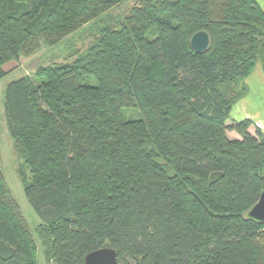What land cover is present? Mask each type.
Here are the masks:
<instances>
[{
	"label": "trees",
	"instance_id": "1",
	"mask_svg": "<svg viewBox=\"0 0 264 264\" xmlns=\"http://www.w3.org/2000/svg\"><path fill=\"white\" fill-rule=\"evenodd\" d=\"M124 1L0 0V81L5 64L97 29L73 62L41 68L40 84L21 77L5 90L46 263L85 264L111 247L118 264H264V223L246 217L264 190V130L231 120L258 63L264 73V10L141 0L113 20ZM198 31L211 38L202 54L190 45ZM132 106L141 117L123 120ZM38 257L0 158V264Z\"/></svg>",
	"mask_w": 264,
	"mask_h": 264
},
{
	"label": "rangeland",
	"instance_id": "2",
	"mask_svg": "<svg viewBox=\"0 0 264 264\" xmlns=\"http://www.w3.org/2000/svg\"><path fill=\"white\" fill-rule=\"evenodd\" d=\"M140 2L141 0H125L122 4L113 8L109 12L110 17L113 20L124 19L130 13L131 9ZM98 25L100 27L102 26L99 23ZM96 31L97 29L95 24H90L83 30L74 33L57 46L50 48L43 47L39 52L28 57H21L18 61H11L5 64L3 67L4 71L6 72V76L0 81V158L2 169L6 182L27 221L31 233L37 242L39 264H47L43 252L44 247L38 234V226L41 224V220L29 204L25 195V183L30 179V172L29 169L24 165L23 160L19 158L14 147V141L11 138L10 132L8 130V122L6 119L4 105L5 90L11 81L21 77L28 78L34 85L40 84L42 82V79L39 76V71L41 68L55 64L73 62L77 57L86 52L90 46V43L94 40ZM261 69V64L258 63L254 69V76L252 77V80L256 79L257 76L262 73ZM82 82L92 85L96 84L95 79L91 77L84 79ZM250 84L252 85V82H250ZM243 85V82H239L231 85L230 88H223L222 91L224 92V96L233 97L239 95ZM140 117L141 111L138 107H126L122 111V118L125 121L138 120ZM256 127L258 126H252L250 128V133L255 134ZM237 135L238 134L235 132H228V137L230 139H240ZM20 173H22L25 177L23 178Z\"/></svg>",
	"mask_w": 264,
	"mask_h": 264
},
{
	"label": "crops",
	"instance_id": "3",
	"mask_svg": "<svg viewBox=\"0 0 264 264\" xmlns=\"http://www.w3.org/2000/svg\"><path fill=\"white\" fill-rule=\"evenodd\" d=\"M255 1L264 10V0ZM261 72L262 73H260V75H258L254 80H252L254 71L247 78L246 84L248 87V92L245 97H243L233 106L231 111V120L236 122L251 120L255 126H258L260 129L264 130V74L262 69ZM250 82H252V85Z\"/></svg>",
	"mask_w": 264,
	"mask_h": 264
},
{
	"label": "water",
	"instance_id": "4",
	"mask_svg": "<svg viewBox=\"0 0 264 264\" xmlns=\"http://www.w3.org/2000/svg\"><path fill=\"white\" fill-rule=\"evenodd\" d=\"M211 44V38L206 31L196 32L190 39V45L195 53H205ZM246 217L258 223H264V190L259 200L246 213ZM85 264H118V253L114 248L104 247L85 256Z\"/></svg>",
	"mask_w": 264,
	"mask_h": 264
}]
</instances>
